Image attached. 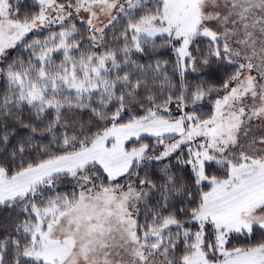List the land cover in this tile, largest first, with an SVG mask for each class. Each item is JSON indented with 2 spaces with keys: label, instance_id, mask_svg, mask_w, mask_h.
<instances>
[{
  "label": "snow or ice",
  "instance_id": "6c2138e0",
  "mask_svg": "<svg viewBox=\"0 0 264 264\" xmlns=\"http://www.w3.org/2000/svg\"><path fill=\"white\" fill-rule=\"evenodd\" d=\"M0 264H264V0H0Z\"/></svg>",
  "mask_w": 264,
  "mask_h": 264
}]
</instances>
